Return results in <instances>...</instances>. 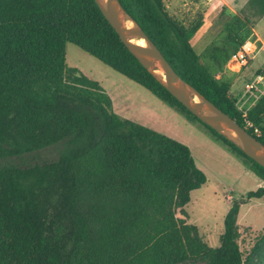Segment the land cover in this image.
<instances>
[{
	"label": "trees",
	"instance_id": "trees-1",
	"mask_svg": "<svg viewBox=\"0 0 264 264\" xmlns=\"http://www.w3.org/2000/svg\"><path fill=\"white\" fill-rule=\"evenodd\" d=\"M121 2L180 76L244 126L231 83L201 62L193 29L164 0ZM239 22L253 29L237 15L231 49L209 51L218 64L243 51ZM67 42L203 123L264 180L262 165L139 62L95 0H0V158L59 145L56 159L0 164V264H252L237 219L264 185L233 202L220 245L210 246L187 220L191 192L207 183L190 147L115 112L100 81L68 66ZM248 117L264 143V95Z\"/></svg>",
	"mask_w": 264,
	"mask_h": 264
},
{
	"label": "rangeland",
	"instance_id": "rangeland-1",
	"mask_svg": "<svg viewBox=\"0 0 264 264\" xmlns=\"http://www.w3.org/2000/svg\"><path fill=\"white\" fill-rule=\"evenodd\" d=\"M164 1L168 11L192 29L196 22H203L204 15L205 19L214 22V29L206 35L203 42L197 40L198 38L192 40L200 54L201 62L214 75L222 72L223 63L213 61L209 51L214 46L223 45L231 49L232 43H228L226 37L228 28L235 22L237 15L253 24L251 29L243 26L245 22H239L242 33L236 37L238 40L241 35L245 37L246 52L253 56L257 50L261 53L264 51V0ZM245 50H240L238 55L242 56ZM66 53L68 66L77 67L101 82L112 97L115 112L165 133L190 147L197 165L207 175V183L191 192V200L185 207L187 220L199 228L200 235L210 246H219L225 230V216L233 202L242 198L248 191L264 185V180L250 169L243 158L214 139L209 129L200 121L163 101L77 44L67 42ZM262 64L264 54L256 56L251 65L242 64L244 67H240V70L243 76L239 84H244L246 79L251 78V70ZM259 72L264 75V70ZM259 86L263 89L261 98L264 95V81L259 82ZM236 88L234 86V89ZM237 105L239 106V103ZM58 156L59 145H53L22 156L0 158V164L12 161L28 165L56 159ZM178 216L186 217L181 212H178ZM237 222L244 258L249 256L252 264H264V197L252 198L243 203Z\"/></svg>",
	"mask_w": 264,
	"mask_h": 264
},
{
	"label": "water",
	"instance_id": "water-1",
	"mask_svg": "<svg viewBox=\"0 0 264 264\" xmlns=\"http://www.w3.org/2000/svg\"><path fill=\"white\" fill-rule=\"evenodd\" d=\"M95 2L129 51L189 111L216 131L227 135L248 156L264 167V143L180 76L160 48L131 17L121 0H95ZM128 21H133L134 26L128 27ZM134 38H144L146 45L134 43L132 41ZM162 74H167L168 79L166 80Z\"/></svg>",
	"mask_w": 264,
	"mask_h": 264
},
{
	"label": "crops",
	"instance_id": "crops-1",
	"mask_svg": "<svg viewBox=\"0 0 264 264\" xmlns=\"http://www.w3.org/2000/svg\"><path fill=\"white\" fill-rule=\"evenodd\" d=\"M204 20L203 22H196V25H194L193 27V34L191 36V43L193 38L197 39V40H204V38L206 37V35L209 33V31L213 28L214 26V22H212L211 20H207L205 19V15L203 16ZM193 44V43H192ZM194 45V44H193ZM243 49L245 50V44L243 45ZM247 56V63L248 65H251L253 62V59L260 55V54H264V51L261 53V51L257 50L255 52V54H253V56L249 53L246 52V50L244 51V53ZM239 56L241 55H236V56H231V59L227 60V62L223 63L222 65V72L219 75H215L217 77V79L219 80H226L229 81L231 83V91L232 93L235 95L236 97V101H239L241 104H243V106L247 109H252L258 102L259 99L255 98L254 96H247L245 95V86L246 83L250 82V81H254L258 79V75H261V73L259 72L260 70H264V64H262L260 67H257L256 69L254 68L253 70H251V74L249 75V79H244V84H239L241 82L240 79L243 75H241V70L240 67L243 68L244 66H242V62L241 57L239 58ZM236 59V60H234ZM240 59V60H239ZM241 62V66H240V62ZM252 79V80H251ZM254 79V80H253ZM239 84V85H238ZM242 85V86H241ZM259 85V83H258ZM234 86H236L237 88L234 89Z\"/></svg>",
	"mask_w": 264,
	"mask_h": 264
},
{
	"label": "built area",
	"instance_id": "built-area-1",
	"mask_svg": "<svg viewBox=\"0 0 264 264\" xmlns=\"http://www.w3.org/2000/svg\"><path fill=\"white\" fill-rule=\"evenodd\" d=\"M241 62L242 64H246L247 63V56L245 54H243L241 56ZM264 81V75H258V79L254 80V81H250L248 83H246L245 85V95L249 96H254L255 98L259 99L260 98V94L263 92L262 88L258 85L259 82H263ZM237 103H239V106L237 105ZM236 107L237 109L242 113V117L244 120V127L249 130V129H253V131L255 132V134L257 136L262 135V130L260 129V127L258 125L255 124L254 121H252L249 117H248V112L249 109L245 108L243 106V104H241L240 102H236Z\"/></svg>",
	"mask_w": 264,
	"mask_h": 264
},
{
	"label": "bare ground",
	"instance_id": "bare-ground-1",
	"mask_svg": "<svg viewBox=\"0 0 264 264\" xmlns=\"http://www.w3.org/2000/svg\"><path fill=\"white\" fill-rule=\"evenodd\" d=\"M127 26L128 27H133L134 26V22L133 21H128L127 23ZM132 41L134 43H137V44H140V45H146V40L144 38H134L132 39ZM163 77L167 80L168 79V76L167 74H162ZM197 101L199 100L198 97L195 98Z\"/></svg>",
	"mask_w": 264,
	"mask_h": 264
}]
</instances>
